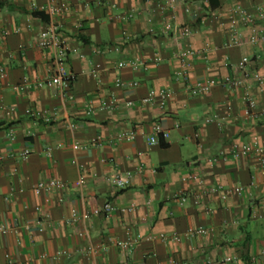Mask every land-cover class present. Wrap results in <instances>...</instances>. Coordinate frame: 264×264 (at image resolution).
Here are the masks:
<instances>
[{
    "label": "crops",
    "instance_id": "obj_1",
    "mask_svg": "<svg viewBox=\"0 0 264 264\" xmlns=\"http://www.w3.org/2000/svg\"><path fill=\"white\" fill-rule=\"evenodd\" d=\"M1 1L8 5L0 11L7 34L0 66L8 73L0 79V264H264V114L244 119V88L224 82L241 77L245 56L264 76V44H250L243 28V45L229 47L227 15L234 5L256 13L264 0H212L216 8L211 0H178L174 10L168 0H69L70 10L56 17L74 75L65 98L40 87L51 75L50 51L37 46L49 0ZM163 13L191 26L192 36L162 34ZM190 48L202 53L186 69L179 54ZM130 60L135 69L118 67ZM117 79L140 85L121 89ZM207 79L218 83L190 94ZM249 88L262 108L264 81ZM164 90L173 93L164 109L142 103ZM156 125L169 133L165 147L149 142ZM131 132L133 140H122ZM255 137L262 152L231 158L234 144L253 146ZM115 175L129 176L125 189L110 180ZM54 179L66 187L34 193L35 184ZM216 185L225 199L204 192ZM106 202L115 206L110 216L69 222L73 210L81 215ZM190 228L208 234L191 238ZM161 234L177 240L163 243ZM132 240L128 251L118 246Z\"/></svg>",
    "mask_w": 264,
    "mask_h": 264
},
{
    "label": "built area",
    "instance_id": "obj_2",
    "mask_svg": "<svg viewBox=\"0 0 264 264\" xmlns=\"http://www.w3.org/2000/svg\"><path fill=\"white\" fill-rule=\"evenodd\" d=\"M69 0H62L61 4H57V0H49V3L47 7L45 8L49 20L47 23V27L44 31H42L39 35V38L37 40V46L40 49L48 50L50 51V72L51 75L40 84V87L45 86L50 89H56L57 92L61 95V97L65 98L68 89L70 88L74 75L71 73V71L68 69V55H69V49L67 46V43L64 41L60 34V25L56 20V17L59 15L65 14L67 11L70 10V5L68 4ZM107 2H112L113 0H106ZM206 4L209 3V0H204ZM178 3V0H168L169 8L174 10L176 7V4ZM162 7V6H160ZM162 12L163 7L161 8ZM163 13L162 18V27H161V33L164 35H171L175 31L177 32L178 36L186 39L192 36L193 34V28L191 26H179L176 24V17L175 14H169L165 15ZM219 20V12L217 10H210L208 13V16ZM229 17V28H230V39L228 42V46L232 48H239L243 45V40L239 34V31L243 28H246L250 31L251 36L249 39V43L252 45H257L259 43L264 44V8H259L256 13H251L246 11L242 6L240 5H234L232 6L228 13ZM133 17L132 14H128L126 16H120L119 19H131ZM196 20L198 19V16H195ZM152 32L153 29L151 30ZM175 32V33H176ZM7 34L3 31L0 32V39L5 37ZM116 51H120L118 47L115 48ZM204 50V49H203ZM201 50L196 49H184L179 54V59L182 62V65L184 68H188L191 65V61L196 55L201 54ZM253 59L245 56L242 58L240 64H239V70L241 72V77H227L225 79V83L232 86L233 88H244V95L243 99L245 100V107L243 110V118L246 120L251 119H257L259 116L264 114V106L261 108L259 106L257 98L251 94L250 92V85L252 83H259L262 84L264 81V76L259 72H254L251 70V63ZM138 66L137 60H130V61H121L118 64V67L120 69L123 68H132L135 69ZM7 67L1 65L0 66V79L5 80L7 77ZM93 73H97V71L94 69ZM218 81L216 79H207L203 82L196 83L192 85L189 89V92L191 95H201L204 93H208L216 84ZM116 87L121 89L126 88H137L140 84L138 82L132 81L130 83L122 80L117 79L116 80ZM16 89V88H15ZM18 89V87H17ZM171 91L164 90V91H152L150 94H148L143 100L142 103L144 105H157L160 109H164L167 105V103L172 98ZM133 102H128L127 106L131 107L133 106ZM108 106L113 107L114 102H110ZM30 115H33L31 111L28 112ZM135 138V133L131 132L128 134H125L122 136V140H133ZM168 139L169 133L165 131L161 126L156 125L154 128V135L150 138L149 142L151 145L159 144L160 139ZM74 151H78L80 149V146L78 144H75L73 146ZM258 149L259 152H262L259 147L258 139L255 137L253 146L246 145V144H234L232 152L230 154L231 158L238 159L242 155H250L253 150ZM29 152L25 151L22 154V158H26L28 156ZM220 156L223 157L225 160H228V155H225L223 152L220 153ZM220 157L215 158L212 162H216ZM260 160L264 163V156H260ZM189 179L191 180H198V177L196 175L189 176ZM110 180L115 184V186L118 189H125L129 184V176H122V175H115L110 178ZM86 184V180L83 176H81L77 182V186L82 189L84 188ZM66 185L62 183L61 181L54 179L49 181H41L34 185L33 191L36 194H40L42 192L50 193L57 189L65 188ZM223 188L219 185H216L214 187L207 188L204 190L207 194H218L222 192V198H226V194H223ZM244 189L242 187H236L234 189V192L237 195H242ZM179 202L180 204H185L187 202V196L185 194H181L179 196ZM115 211V206L111 202H106L101 207L93 208L90 211H86L83 214H78L77 211H72V216L69 219V222H75V221H84L88 222L91 218L96 216H110ZM37 212L39 213L40 210L37 208ZM5 231V227L0 226V232ZM208 234V231L204 228H190L187 231V236L191 238H196L200 236H205ZM83 235V233H81ZM140 237H137L135 241H138ZM158 239L165 243L169 240L175 241L177 240L176 237L169 238L165 234H161L158 236ZM132 241H127L125 243H119L118 246L124 250H130ZM91 251L94 249L91 247ZM225 262H230V259H227ZM172 264H190L187 261H181L176 262L173 261Z\"/></svg>",
    "mask_w": 264,
    "mask_h": 264
},
{
    "label": "trees",
    "instance_id": "obj_3",
    "mask_svg": "<svg viewBox=\"0 0 264 264\" xmlns=\"http://www.w3.org/2000/svg\"><path fill=\"white\" fill-rule=\"evenodd\" d=\"M210 3H211L212 8H216V6L212 3V0ZM7 5H8L7 1L0 0V11ZM160 141H161L162 146L165 147V143L163 142L162 138L160 139Z\"/></svg>",
    "mask_w": 264,
    "mask_h": 264
}]
</instances>
